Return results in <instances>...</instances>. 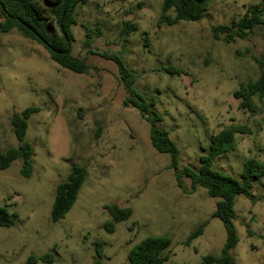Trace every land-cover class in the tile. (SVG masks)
<instances>
[{
	"label": "rangeland",
	"instance_id": "rangeland-1",
	"mask_svg": "<svg viewBox=\"0 0 264 264\" xmlns=\"http://www.w3.org/2000/svg\"><path fill=\"white\" fill-rule=\"evenodd\" d=\"M163 1L80 5L72 55L86 58L92 67L87 74L60 67L43 45L18 30L0 35L1 152L17 146L13 112L39 108L28 121L27 140L34 147L31 177L21 175V160L0 171V205L18 215L12 227H0V264H24L29 255L46 253L53 255L50 264H93L97 243L104 264H128L130 250L151 235L172 239L167 264H200L207 255L220 256L226 231L212 218L217 199L202 187L192 191L186 178L178 186L170 156L152 145L149 123L136 108L124 105L117 64L101 55L121 56L137 75L138 91L156 99L159 126L180 149V168L198 170L214 134L248 125L252 133L236 134L234 151L214 163L240 178L248 158L264 163V97H254L250 112L234 96L260 76L264 24L232 42L224 34L215 38L213 29L228 25L237 30L233 23L251 7L264 9V0H213L201 20L171 26L158 23ZM128 22L138 30L127 33ZM48 30L61 35L58 29ZM168 67L182 73L172 75ZM73 163L84 166L88 175L71 211L53 223L56 188ZM252 191V198L238 196L236 201L239 242L231 253L237 264H264V177ZM111 204L130 207L133 214L109 232L106 224L113 219L106 206ZM199 228L202 235L185 245Z\"/></svg>",
	"mask_w": 264,
	"mask_h": 264
},
{
	"label": "trees",
	"instance_id": "trees-1",
	"mask_svg": "<svg viewBox=\"0 0 264 264\" xmlns=\"http://www.w3.org/2000/svg\"><path fill=\"white\" fill-rule=\"evenodd\" d=\"M99 0H0V35L18 30L24 37L30 38L43 45L50 55V59L64 69L77 74H87L92 68L87 64L85 57L72 55L73 42L75 40L73 26L77 25V9L80 5ZM213 0H164L159 24L175 25L180 21L195 22L204 17L210 3ZM174 12V15L171 14ZM264 9L251 7L249 11L233 27L218 25L213 29L215 38L225 35V40L232 42L236 37L244 39L259 24H264L262 19ZM24 24L30 27L28 29ZM127 33L138 30L136 24L126 23ZM48 27L58 29L60 36L52 34ZM92 32H87L84 46H91ZM88 54H95L88 50ZM106 59L113 60L118 67L121 82L124 85L126 96L123 103L127 107L136 108L141 117L150 125V139L153 147L163 154L170 156V169L179 187H183V179L190 180L191 190L202 187L211 198L217 199L212 218L219 219L226 231V242L220 256L207 255L200 264H237L232 256V250L239 242L234 221L237 217L235 206L238 196L253 197L254 182L264 177V163L256 157L248 158L243 164L240 178L226 174L215 168L216 158L228 154L235 149L236 134H251L252 129L248 125L230 126L220 130L211 137L209 152L200 157V168H180V149L172 141L169 133L160 128L162 116L155 110L156 99L148 100L136 88L137 75L127 66L124 59L117 54L102 53ZM260 63V76L255 81H249L235 91L234 96L241 100V106L250 112L255 110L254 97H264V69ZM172 75L182 73L180 69L168 67L165 69ZM39 111L36 106H31L23 111H14L11 119L13 131L17 139V146L0 151V171L8 169L14 162L21 160V175L30 178L34 169V147L27 140L28 121L30 117ZM88 172L84 166L77 163L71 165L67 179L60 182L56 188V194L51 210V220L57 223L71 211L75 205L79 192L86 181ZM113 222L106 224L109 232L114 230L116 223L128 220L133 210L130 207H120L118 204L106 206ZM18 215L12 213L8 206L0 205V227H12ZM203 228L194 231L186 240L189 246L197 237L201 236ZM172 239L169 236H148L136 244L128 253V264H167L170 259L169 248ZM97 258L93 264H104L102 245L97 243ZM50 264L53 255L46 253L40 256L31 254L24 264Z\"/></svg>",
	"mask_w": 264,
	"mask_h": 264
},
{
	"label": "water",
	"instance_id": "water-1",
	"mask_svg": "<svg viewBox=\"0 0 264 264\" xmlns=\"http://www.w3.org/2000/svg\"><path fill=\"white\" fill-rule=\"evenodd\" d=\"M28 29H30V27L29 26H27L26 24H24Z\"/></svg>",
	"mask_w": 264,
	"mask_h": 264
}]
</instances>
